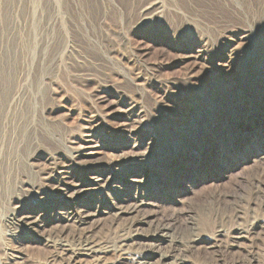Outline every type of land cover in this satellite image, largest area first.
I'll list each match as a JSON object with an SVG mask.
<instances>
[{
  "label": "rangeland",
  "instance_id": "obj_1",
  "mask_svg": "<svg viewBox=\"0 0 264 264\" xmlns=\"http://www.w3.org/2000/svg\"><path fill=\"white\" fill-rule=\"evenodd\" d=\"M262 2L0 0V260L17 247L48 262L54 251L34 234L12 238L9 218L41 208L35 192L59 190L55 168L68 166L70 187L106 176L76 195L94 209L120 202L116 169L135 180L125 204L139 213L106 214L84 228L95 237L124 241L147 218L191 246L197 236L187 256L198 264H264ZM201 46L224 75L193 63ZM44 210L51 224L69 205Z\"/></svg>",
  "mask_w": 264,
  "mask_h": 264
},
{
  "label": "bare ground",
  "instance_id": "obj_2",
  "mask_svg": "<svg viewBox=\"0 0 264 264\" xmlns=\"http://www.w3.org/2000/svg\"><path fill=\"white\" fill-rule=\"evenodd\" d=\"M262 1L263 0H252V2H256L257 4H261ZM159 10H161V7L157 8L158 13ZM242 39H244V37ZM231 42H233V40ZM230 46L231 44L228 45V47ZM235 49H237V46L234 48V50ZM231 52V54H233L234 51ZM189 57L192 58L193 63L195 62L197 64H202V66L203 63H206L205 65H211V67H213V72L216 74H223V70H225L227 67L226 63L223 61H219L220 63L217 64L215 57L210 55L209 51L204 46L196 49ZM20 99L21 96L18 99V102ZM89 137H94V135H90ZM86 142L87 144H90L93 142V139L91 140L90 138ZM73 156L78 157L79 159L84 155L83 153L78 155L76 153ZM144 156V154L140 153V155L137 157L143 158ZM137 160L139 159L137 158ZM149 162V160H143L142 164L144 167H151ZM73 164L78 165V163L75 161ZM58 167L59 166L55 168L56 170L54 171L55 174L53 176L59 182V184H61L59 190L56 192H49V190L36 191V198L40 201L41 208L30 211H22V214H20L18 218L15 217V214L9 218L11 225L16 224L18 226L17 230L20 229L19 231H13L12 234H10L12 238L15 239L20 235L23 237L25 235L34 234L37 240L41 241L44 246L49 247L54 251L48 262L45 264H121L124 261L130 259L134 261V264H198L187 256L188 250L190 248L189 246H191L190 244H186L183 238L176 237L174 234H172L170 226L163 224H157L156 226H153L151 223H149L147 218L140 219L134 223V225L137 227L136 230H134L128 239L119 241L118 243H109L103 238L95 237L91 231H86V229H84L86 228L85 226L92 223L101 224L100 222L102 221L103 216L106 214L113 215V218H115L114 220L118 221L120 219H124L126 216L130 217L139 213V209L141 207L140 203L135 202L130 206L125 204L127 203L126 200L130 197L128 195L129 190L126 189V187H131L130 183L134 182L135 180H133V178L129 179L130 176H127L129 181L128 179H123L122 181L121 178L126 177V175H124L122 170L116 169L113 172V181L117 185H115L113 188L115 189V196L120 200V202H118V204L115 202L116 204L112 206V211L110 208L104 209V207H106L104 205L94 209V204L83 205L79 201L75 202L77 198L76 195L83 192L85 185L90 186L91 183L94 186L102 185L103 181L105 180L103 178L106 176L104 177L103 175L98 174L88 183L77 182L72 185V187H70V183L67 180L71 179L72 176L76 177L77 172L68 166ZM71 191L73 194H70ZM63 202L68 203L69 212L65 214L59 213V215L53 216L55 222L50 224V220L47 221L46 219V214L44 217L42 209L46 210L51 206H58ZM145 225H149L148 231H146L147 229L140 228ZM54 228H60L61 231L59 233L61 234L54 235L51 232ZM72 228H80L83 230V233L72 235L70 233ZM223 232V230L218 231V237L224 238ZM70 234L72 235V238L70 237ZM246 234L247 231H245L244 228L238 229L234 233V240L230 246L233 248H242L243 242L246 240ZM193 237L194 238H192L190 241L193 243L191 247H196L200 239L197 236ZM215 247H219V245H215ZM9 248L8 252L10 253L7 252L8 254H6L5 258L3 256L4 259L0 260V264H41L31 262L22 249L17 247ZM111 256L115 258L110 259ZM249 262H254L253 264L260 263L259 259L254 257V255H251V260Z\"/></svg>",
  "mask_w": 264,
  "mask_h": 264
}]
</instances>
